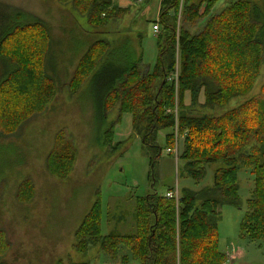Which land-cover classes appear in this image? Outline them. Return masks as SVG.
<instances>
[{
    "label": "trees",
    "instance_id": "obj_1",
    "mask_svg": "<svg viewBox=\"0 0 264 264\" xmlns=\"http://www.w3.org/2000/svg\"><path fill=\"white\" fill-rule=\"evenodd\" d=\"M57 2L71 5L93 29L104 28L129 13V8L118 6L115 0ZM216 2L161 0L155 22L159 35L153 69H145L143 54L135 50H119V59L115 60L118 50L106 39L85 46L67 88L74 97L89 80L92 85L101 83L99 125L113 110L119 113V121L104 133L106 145H111L123 115L130 114L134 133L150 154L149 179L153 183L163 151L158 145L161 130L172 131L166 137L168 149H173L177 137L178 142L182 137L183 150L181 154L178 150V157L193 180L205 179L207 165H216L217 169L213 185L199 191L184 189L179 202L158 191L139 198L134 217L137 235L112 232L103 236V208L98 199L75 231L74 248L78 253L87 254L90 247H99L115 261L125 248L129 255L121 257L124 264L130 259L139 264L228 263L227 255L219 249L218 222L223 205H241V168L250 170L255 183L241 224V237L264 242V85L258 96L219 115L196 114L191 109L201 104L202 96L203 108L217 110L249 95L264 65V17L258 8L249 2H237L214 15L211 10ZM207 16V25L197 33L180 27L181 22L195 26ZM51 31L44 20L0 4V139L48 111L59 92L62 73L53 69L49 60L51 54L55 57L54 45L59 43ZM187 96L190 105L186 104ZM76 155L65 132H60L47 157V171L67 181L75 168ZM32 194L31 186L20 187L22 200ZM9 250L7 235L0 230V264H4Z\"/></svg>",
    "mask_w": 264,
    "mask_h": 264
},
{
    "label": "rangeland",
    "instance_id": "obj_2",
    "mask_svg": "<svg viewBox=\"0 0 264 264\" xmlns=\"http://www.w3.org/2000/svg\"><path fill=\"white\" fill-rule=\"evenodd\" d=\"M132 2L129 13L113 20L104 28L93 29L87 18L71 5L57 0H0V4L21 9L28 17L42 19L52 27L51 36L57 40L55 57L49 56L53 69L61 72L59 92L48 111L29 120L18 132L10 130V136L0 139V230L10 242V250L4 264H57L62 261L90 262L91 264H124L121 257L129 255L125 248L120 258L113 261L99 247H90L87 254L78 253L74 246L76 229L85 214L100 199L103 208V236L110 233L137 235L135 212L139 198L158 191L166 195L168 190L199 191L213 185L216 165H207L202 181H195L184 172V162L178 155L168 152L166 137L170 130H161L158 145L163 149L156 167V182L149 179L150 154L141 138L134 133L133 117L125 114L116 126L111 145L104 143V133L115 125L118 110L106 115L102 125L99 117V90L101 83L91 80L81 92L72 97L67 84L75 72V66L85 51V46L95 40L106 39L118 50H135L143 54L145 69H153L157 60V37L154 25L158 19V0H115ZM249 2L264 17V0H218L211 12L219 15L233 3ZM205 6L202 8L204 12ZM256 12V11H255ZM256 14V13H255ZM209 16L202 17L195 26L184 25L191 33L201 31ZM119 64V62H117ZM52 72V68L50 69ZM264 85V65L251 93L230 102L227 108L211 110L200 103L192 106L196 114L219 115L235 108L261 93ZM187 96L186 104L190 105ZM176 114L178 108L175 109ZM191 113V112H190ZM193 114V113H191ZM65 132L67 140L76 150V165L67 181H60L47 171L46 160L55 145V137ZM104 131V132H103ZM175 144L180 154L183 139ZM180 143V144H179ZM113 147V148H112ZM114 148L118 151L114 153ZM241 205H223L219 220V249L228 257L225 264H264V242H251L241 237V224L247 212V201L253 197L254 176L250 170L239 172ZM32 187V196L22 200L20 187ZM179 200L177 202H179ZM127 264H139L130 259Z\"/></svg>",
    "mask_w": 264,
    "mask_h": 264
},
{
    "label": "built area",
    "instance_id": "obj_3",
    "mask_svg": "<svg viewBox=\"0 0 264 264\" xmlns=\"http://www.w3.org/2000/svg\"><path fill=\"white\" fill-rule=\"evenodd\" d=\"M153 29H154V32L155 33H158L159 32L158 26L154 25ZM176 77H178V72L176 73ZM176 135L178 136L177 130H176ZM168 152L170 154H174L176 156L178 155L177 148H175V149H168ZM166 197L169 198V199H175V200L178 201L179 200V193H178V191H169V192L166 193Z\"/></svg>",
    "mask_w": 264,
    "mask_h": 264
},
{
    "label": "crops",
    "instance_id": "obj_4",
    "mask_svg": "<svg viewBox=\"0 0 264 264\" xmlns=\"http://www.w3.org/2000/svg\"><path fill=\"white\" fill-rule=\"evenodd\" d=\"M133 1L135 2V0H133ZM151 1H153V0H151ZM151 1H150V2H151ZM150 2H149V3H150ZM158 2H159V8H158V16H159L161 0H158ZM131 3H132V2H123V3H122V7H123V8L131 7Z\"/></svg>",
    "mask_w": 264,
    "mask_h": 264
}]
</instances>
